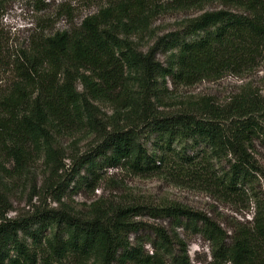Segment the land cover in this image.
<instances>
[{"label":"trees","instance_id":"16d2710c","mask_svg":"<svg viewBox=\"0 0 264 264\" xmlns=\"http://www.w3.org/2000/svg\"><path fill=\"white\" fill-rule=\"evenodd\" d=\"M6 1L0 0V13ZM141 3L136 0L132 8L115 13L103 10L85 19L77 33H57L18 57L21 84L0 97V144H12L18 161L24 162L25 149L32 145L42 146L48 161L56 163L49 132L85 111L87 100L77 81L99 101L122 85L129 71L154 98L159 80L191 86L251 71L264 59V0H175L176 9H218L203 11L162 42L170 52L166 66L156 60L159 44L143 54L127 37L139 31ZM248 98L235 99L226 109L203 102L191 113L152 114L143 124L157 138L150 150L131 128L107 134L96 156L105 166L129 167L137 175L159 173L179 160L177 179L201 184L211 196L248 197L260 173L253 145L264 139V106ZM87 163L93 165L91 160L83 165ZM253 199L257 207L249 227L230 231L180 205L98 207L89 218L65 210L42 211L35 219L45 227V236L40 228L3 218L0 264H191L187 245L175 229L170 233L155 227L151 252L132 242L140 227L134 219L142 212L171 218L200 235L209 244V264H264V209Z\"/></svg>","mask_w":264,"mask_h":264},{"label":"rangeland","instance_id":"374dc122","mask_svg":"<svg viewBox=\"0 0 264 264\" xmlns=\"http://www.w3.org/2000/svg\"><path fill=\"white\" fill-rule=\"evenodd\" d=\"M136 0H8L0 13V97L9 95L14 86L21 84L16 73L18 57L31 53L38 42L57 33H77L83 21L103 10L114 13L121 8H132ZM138 32L127 37L137 51L146 54L159 44L156 60L166 66L170 54L162 44L183 25L203 11L218 9L208 5L203 10L176 9L175 0H142ZM123 36V35H122ZM166 41V43H167ZM165 43V44H166ZM20 82V83H19ZM80 94L87 100L85 111L72 117L58 131H50V142L57 161H48L41 147L25 149L24 162L18 161L12 144H0V219L17 220L40 228L35 216L44 211H68L81 218H89L95 208L105 211L117 206L142 205L168 207L180 205L201 212L217 221L227 231L247 229L256 212L254 197L264 209V139L254 143L253 155L260 173L248 197H215L201 184L177 179L182 166L166 165L159 173L137 175L129 167L110 168L96 152L107 134L135 128L140 141L150 150L157 141L144 124L152 114L165 116L180 112H195L199 104L212 103L220 109L231 106L233 100L248 96L247 102L264 106V59L245 73H228L215 81H202L184 86L166 78L159 80L151 98L140 88L138 77L127 71L122 85L106 92L96 101L81 84L76 82ZM17 148V147H16ZM185 149L184 147L182 150ZM187 154L191 153L186 146ZM87 160L91 163L83 165ZM95 160V161H93ZM225 168L227 163L223 162ZM250 194V196H249ZM254 196V197H253ZM58 199L61 201L59 202ZM259 205V204H258ZM140 223L131 235L153 251L154 228L176 230L185 241L191 264H209V244L190 229L180 227L171 218H158L147 212L134 219Z\"/></svg>","mask_w":264,"mask_h":264}]
</instances>
